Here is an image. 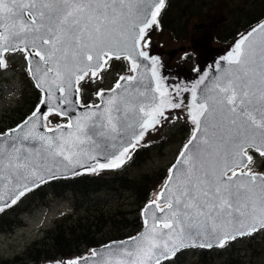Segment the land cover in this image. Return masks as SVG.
<instances>
[{"label":"snow or ice","instance_id":"obj_1","mask_svg":"<svg viewBox=\"0 0 264 264\" xmlns=\"http://www.w3.org/2000/svg\"><path fill=\"white\" fill-rule=\"evenodd\" d=\"M164 7L165 0H0V67H7L5 54L22 53L48 105L46 114L37 107L0 133V200L9 185L14 204L52 178L56 158L65 168L92 172L121 167L148 130L168 118L165 111L181 107L159 75V58L145 50L147 30ZM141 57L151 61L150 76L139 71ZM221 59L227 67L217 65L219 75L205 84V73L184 89L191 91L194 127L163 190L142 210L145 229L105 246L104 254L92 250V257L102 256L97 264H164L181 249L224 247L264 228V173L248 168L250 150L264 157V23ZM113 60H126L131 74L119 75L107 94L97 91L100 104L47 128L54 135L37 131L49 115H67L62 104L71 103L80 82L101 79Z\"/></svg>","mask_w":264,"mask_h":264},{"label":"rangeland","instance_id":"obj_2","mask_svg":"<svg viewBox=\"0 0 264 264\" xmlns=\"http://www.w3.org/2000/svg\"><path fill=\"white\" fill-rule=\"evenodd\" d=\"M215 19V16H212ZM211 24V21H210ZM213 28L217 27L213 25ZM178 26V24H176ZM201 21L190 19L187 26L186 34L175 36L177 30L161 31L157 25H153L147 30L146 40L149 41L145 49L150 57H158L159 65L158 72L164 83L173 97V102H178V96L175 90L187 88L191 89L203 74L214 67L225 56L224 52L228 49V45H232L228 51L232 50L233 45L238 41L240 33L229 44L218 43L212 38V33L208 32ZM215 34V33H214ZM237 38V39H236ZM236 39V40H235ZM182 47V48H181ZM175 49L176 53L172 58H169L168 51ZM7 67H0V125L6 127L12 125L19 118L18 115H12L16 106H23L25 98H22V90L26 97L30 95V88L24 84V76L28 77L27 61L22 53H7L5 54ZM150 61V60H149ZM110 68L101 73V79H89L81 82L99 85L100 90L111 88L119 75H129L128 62L126 60L110 61ZM151 63V61H150ZM15 67L16 69H13ZM27 72V75L23 71ZM196 69V70H194ZM168 81H173L174 84L168 85ZM181 96L182 104L178 109H167L165 116L167 119H161L160 125L155 129H149L144 138L136 147L151 146L155 142H160L164 139L161 147L150 153L148 159L137 165L130 173L133 176H139L141 173L151 175L156 172L163 173L168 170L175 161L180 149L186 143L188 135L185 132L178 131L179 125L177 121L184 122L192 130V123L188 117V106L191 104V91H183ZM95 103L98 101L97 95H94ZM35 107L27 110L26 116H21L25 120L28 115L34 111ZM15 119V121H13ZM67 121L66 118H61L58 114H51L45 122L48 128L55 127ZM191 134V133H190ZM190 136V135H189ZM167 140V141H166ZM133 150V149H132ZM131 150V151H132ZM130 151V152H131ZM253 161L248 165L254 173H264V157L254 153ZM123 166V165H122ZM121 166V167H122ZM119 167V168H121ZM129 168V167H128ZM127 168V169H128ZM118 169V168H116ZM126 169V170H127ZM113 169H101L96 172L111 171ZM247 170V169H245ZM92 174L95 172L88 171ZM164 181V180H163ZM158 183L154 189H159L161 184ZM153 189V190H154ZM151 196V195H150ZM99 202L106 204L107 207L116 205L126 211L128 217H134L133 211H137L140 206L133 196L132 191L119 189L107 196H104ZM49 205L43 207L38 206L32 211H28L22 215V220L13 229H5L0 231V264H49L51 261L37 263L38 260L30 259L26 254L27 248L31 246L33 241L46 234V230L50 228L64 213L72 209L70 201L66 195L51 198ZM144 206V205H143ZM1 211V210H0ZM141 211V209H140ZM140 211L138 214L140 215ZM58 218V219H57ZM144 222L141 220L139 229L134 230L126 237H131L136 234ZM200 248H188L179 251L174 261L167 264H264V229L257 230L253 234L246 236L243 239H235L227 241L224 247H213L204 249V256ZM91 253V249L81 255H73L71 257L58 259L60 264H69L70 261L83 258ZM173 257V258H175ZM172 258V259H173ZM198 258H201L198 260ZM179 260V261H177ZM7 261V262H5ZM177 261V262H175Z\"/></svg>","mask_w":264,"mask_h":264},{"label":"trees","instance_id":"obj_3","mask_svg":"<svg viewBox=\"0 0 264 264\" xmlns=\"http://www.w3.org/2000/svg\"><path fill=\"white\" fill-rule=\"evenodd\" d=\"M212 16H215V19H212ZM192 18L206 24L205 29L213 34L212 38L215 41L226 43L264 18V0H165V7L157 18V27L161 31L172 33L177 30L175 36H178V32L186 34L188 22ZM210 21L217 27L213 28ZM23 71L27 75L24 69ZM24 81L31 90L30 95L26 97L22 90L20 96L25 98V104L16 106L11 115H18V120L6 127L0 125V133L20 123L21 116H26L27 110L35 107L41 98L39 90L29 76H24ZM99 88L96 84L80 82V101L84 104L94 101V95ZM177 123L179 125L174 124V127H178L179 132L181 129L187 136L191 128L184 122ZM164 142L163 139L151 146L135 148L130 152L131 159L121 168L52 179L26 192L16 203L0 211V231L13 229L21 222L24 213L38 206L49 205L51 198L66 195L72 209L57 218L58 220L46 230V234L33 241L27 248L26 254L30 259L38 260L37 263L63 259L81 255L88 249L111 240L126 238L134 230L139 229L141 218L138 212L148 201L154 187L167 176V170L151 175L141 173L139 176H133L130 172L147 160L150 153L159 149ZM119 189L132 191L135 201L140 205L137 211H133V219L117 204L107 207L106 204L99 202L104 196ZM201 252L204 256L205 251ZM176 258L178 257L167 262H172Z\"/></svg>","mask_w":264,"mask_h":264},{"label":"water","instance_id":"obj_4","mask_svg":"<svg viewBox=\"0 0 264 264\" xmlns=\"http://www.w3.org/2000/svg\"><path fill=\"white\" fill-rule=\"evenodd\" d=\"M260 23H264L263 21L260 22ZM259 25V23L254 26V27H257ZM176 53L175 50H170L168 51V55H169V58H172V56H174V54ZM139 62L141 64V68L139 71L141 72H144L146 73L148 76H150V61L149 60H144L142 57L139 58ZM217 65L220 66V68H224V67H227V64L226 62H224L223 60H220L214 67H212L208 72H207V77L208 79L205 80V84H207L214 76H217L219 75V69L217 68ZM148 66V67H146ZM29 67L28 65V62H27V68ZM29 77L31 79V81L33 82L34 86L36 87V83L37 81L33 78V75L29 72ZM147 82V81H145ZM204 85H200V88L203 89ZM37 88V87H36ZM40 93H41V100L39 101L38 105L36 106L37 107H40L41 108V113L43 114H46L48 112V105L47 104H44L43 101L45 100L46 98V93L43 91V89L41 88H37ZM109 89L107 90H104L105 93L107 94ZM57 96H60V93L57 92L56 93ZM198 95H199V90H198ZM99 101H100V98L98 97ZM69 100L71 101V103H64L62 104V110H66L67 111V115H60L61 117H65L67 118V120L70 121H73L75 120L76 118H78L82 113H84L86 110H87V106L89 105H92V106H95V104H82L80 102V95L79 93H75L73 92L70 96H69ZM56 103H60L59 100L56 101ZM101 103V101H100ZM99 103V104H100ZM97 105V104H96ZM35 108V109H36ZM33 113V112H32ZM32 113L29 115L31 116ZM57 114V113H56ZM28 116V117H29ZM24 121H22L20 124H22ZM45 121L41 120L40 123H39V126L37 128V131L40 132V133H43V134H46V135H54L53 133L51 132H48L47 131V127H45ZM18 124V125H20ZM17 125V126H18ZM59 125H67L66 123H62V124H59ZM16 126V127H17ZM56 127V126H55ZM53 128V127H52ZM14 129V128H12ZM10 129H8L6 131V133L8 131H10ZM65 132L69 131V129L65 128L64 129ZM100 159L101 162H105L104 161V158L103 157H98ZM177 159V158H176ZM176 162V160L173 162V164ZM52 166V165H50ZM83 172H87L85 170V168H81V167H76V168H65L63 164H60L59 163V158H56V165L53 166V173L54 175L52 176V178H48V175H46V181H49V180H52V179H56V178H66V177H71V176H74L76 174H81ZM169 174V172H168ZM259 174V173H258ZM166 182V179L165 181L163 182V184L160 186L159 188V191H158V194L163 190V185L164 183ZM43 183H40L39 185H41ZM31 186V185H30ZM36 187H33L32 189H34ZM11 189V185H9L7 188L4 189V199L3 200H0V208H5V207H8L10 206L12 203H11V199L13 198V193L10 191ZM152 200H150L149 202H147L144 207L142 208V210L151 202ZM141 210V217L143 219V222H144V219H145V214L144 212ZM145 229V224H143V226L141 227V229L139 230V232H137L134 236L138 235L139 233H141L143 230ZM262 229V228H260ZM258 229V230H260ZM256 232V231H255ZM254 233V232H253ZM251 233V234H253ZM250 234V235H251ZM245 236H249V235H244V236H239L237 238H243ZM236 238V239H237ZM128 238H125V239H115V240H111L109 241L108 243L106 244H103V245H99L95 248H93L92 250H96L97 252L99 253H106L108 251V249L105 247L107 245H112L113 247L119 245V243L121 241H125L127 240ZM213 247H218L216 246L215 244L213 245ZM211 247V248H213ZM189 248H198V247H189ZM199 248H202V247H199ZM203 248H207V247H203ZM184 249H188V248H184ZM184 249H181V250H184ZM92 250H91V253L90 254H87L85 257H89L88 260H84L83 258H78L77 260L80 261V264H97L98 261H100L102 259V256H96V257H92ZM180 250V251H181ZM178 253V252H177ZM49 264H60L58 262H54V263H49Z\"/></svg>","mask_w":264,"mask_h":264},{"label":"flooded vegetation","instance_id":"obj_5","mask_svg":"<svg viewBox=\"0 0 264 264\" xmlns=\"http://www.w3.org/2000/svg\"><path fill=\"white\" fill-rule=\"evenodd\" d=\"M228 49H229V47H228ZM228 49L224 52L225 54H227ZM170 84H174V82H173V81H168V85H170ZM181 93H182V92H181ZM181 93H180L179 96H178V99H177L178 101L181 100V95H182ZM201 256H202V255H201ZM200 259H201V258H198V260H200ZM167 263H170V262H167V261L164 262V264H167Z\"/></svg>","mask_w":264,"mask_h":264},{"label":"bare ground","instance_id":"obj_6","mask_svg":"<svg viewBox=\"0 0 264 264\" xmlns=\"http://www.w3.org/2000/svg\"><path fill=\"white\" fill-rule=\"evenodd\" d=\"M235 45V44H234ZM233 45V47H234ZM232 47V48H233ZM101 170V169H100ZM158 196V190L155 189V191H153L152 195H151V200H155Z\"/></svg>","mask_w":264,"mask_h":264}]
</instances>
